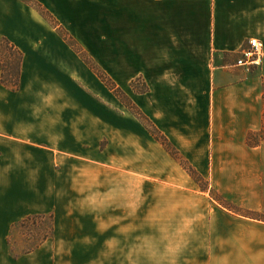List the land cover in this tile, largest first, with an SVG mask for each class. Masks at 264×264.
Masks as SVG:
<instances>
[{"label":"crops","instance_id":"0c3cea01","mask_svg":"<svg viewBox=\"0 0 264 264\" xmlns=\"http://www.w3.org/2000/svg\"><path fill=\"white\" fill-rule=\"evenodd\" d=\"M36 1L89 54L103 57V71L211 189L237 205L248 201L264 210V137L250 142L252 135L264 132V48L259 65L237 64L250 39L264 46V0ZM4 39L23 52L24 60L16 92L2 85L0 66V264H206V222L186 223L185 218L200 213L173 207L174 185L165 193L153 191L159 178L169 185L164 181L169 176L138 173L144 167L176 164L146 128L119 126V166L134 173L119 176V205L123 199L141 200L143 194L152 201L157 199L154 194H164L163 205L152 202L129 213L121 207L117 240L104 224L86 229L82 223L64 227L57 222L59 213L53 207L68 209L71 202L62 198L59 203L60 196L47 193V177L41 174L46 163L34 159L37 149L32 143L49 141L72 149L78 109H58L57 122L38 125L32 123L31 105L47 101L42 98L47 90L52 96L55 89L79 84L75 71L80 61L88 66L58 30L22 0H0ZM139 77L149 86L147 93L132 91L131 83ZM50 102L83 104L89 115L86 126L93 125L86 99L61 92ZM103 126L109 127L110 121L104 118ZM32 168L38 175H32ZM184 178L198 187L190 176ZM147 183L152 186L146 192H137ZM48 215L55 220L54 236L30 253L14 255L8 244L14 226ZM175 217H180L177 224ZM185 231L195 233L193 243L175 245L173 233ZM231 242L230 247L248 249L237 257L238 264H264V239Z\"/></svg>","mask_w":264,"mask_h":264},{"label":"rangeland","instance_id":"374dc122","mask_svg":"<svg viewBox=\"0 0 264 264\" xmlns=\"http://www.w3.org/2000/svg\"><path fill=\"white\" fill-rule=\"evenodd\" d=\"M68 46L64 43V47ZM84 50L86 51V49ZM0 53H5V47L0 48ZM89 55L102 68L103 57L101 55ZM64 70L66 69L64 68ZM75 79H77L79 84L62 88V90L59 88L55 89L52 96L56 97L62 92L64 95H77L80 100L86 99L89 101L94 115L93 125L86 126L85 120L89 115L86 114L87 110L83 104H77L76 108L75 105L68 103H52L50 102L52 98L51 93L47 90L48 93L42 97L48 99L47 101L31 105L32 123L40 125L57 122L58 109H70V106H72L73 109H78L79 128L78 131L72 134V149L55 145L49 141L35 140L32 145L36 146L37 151L32 153V156L36 161H44L46 163V167L41 169V174L44 171L47 177V193L60 196V199H58L59 203L62 198L63 202H71L68 208L71 209L70 211H67V208L60 205L59 207H53L59 213L57 222L64 227L68 225L72 226L75 223H82L86 229L93 224H104L106 229L111 230V239L117 240L119 235V219L122 217L119 216V209L121 207H126L127 213H129L130 208L144 207L151 205L152 202L154 206L158 207L162 206L166 201L165 196L164 194H154L157 199L152 201L150 199L151 196L147 198L143 194V196L140 195L141 200L138 201L123 199L124 204L120 207L119 176L126 174V176H129L134 173H130L131 169L129 168L125 169L124 166L122 168L119 166L120 139L118 129L120 125H123L132 130L136 126L142 127L145 130V126L91 68L86 67L81 61L75 71ZM115 81L113 80L120 87L118 82L116 81V83ZM134 81H137L136 87L139 90H142L144 84H147L142 77ZM122 89L125 92V89ZM132 91L141 94L133 88ZM128 97L132 100L129 95ZM48 113L53 115L50 121L47 120ZM104 118L110 121V126H105L106 129L103 126ZM262 136L264 137V132L258 134V137L254 136L253 142L259 140ZM60 137L66 140L65 135ZM147 155V153H144V156ZM36 170L32 168V175H35ZM153 171H155L153 173L155 176L170 177L164 180L169 181V185L161 183L163 180L159 178L160 183L153 184L154 192L165 193L168 187L174 185L173 207L189 208L191 211H198L197 213H200L199 215L185 217L186 223L197 222L199 220L206 222V264H238L237 257L244 255L242 251L245 252L248 249L230 247V244H233L231 241L264 239V210L262 208H254L248 205V201H244L242 205H237L230 200L222 198L216 191L211 189L210 183L206 179L208 189L206 191L203 190L201 184L178 161H176L174 166H168L165 163L164 167L159 166L152 170L149 167H144L138 173L146 175ZM36 175H38L37 171ZM184 176H190L198 187L191 185ZM151 186L149 183L144 184L142 189H137V192H146ZM52 214L54 215V213ZM123 214H125V210ZM40 217L32 216L25 223L22 221L14 226L8 241L10 251L14 255L17 256L27 253V251L34 248L36 249L46 234L54 236L52 227L55 229V220L52 223L53 226H51V215L44 216V218ZM179 218L175 217L176 224ZM103 219L106 221H101ZM194 234L191 231L174 232L173 242L175 245L179 243L188 244L190 240L193 243ZM115 250L117 251L118 249ZM249 250L255 249L251 248Z\"/></svg>","mask_w":264,"mask_h":264},{"label":"trees","instance_id":"16d2710c","mask_svg":"<svg viewBox=\"0 0 264 264\" xmlns=\"http://www.w3.org/2000/svg\"><path fill=\"white\" fill-rule=\"evenodd\" d=\"M26 4L36 9L48 22L58 30L65 42L80 56V58L91 68V70L112 90L116 96L127 106L132 113L142 122L145 128L152 134V136L166 149V151L178 161L184 169L202 186L203 190L208 189V182L202 175L184 158L180 151L169 141V139L156 127L150 118L128 97L124 90L118 87L113 80L102 70V68L94 61V59L84 50L79 42L61 25L56 18L38 1L36 0H22ZM5 47V53H0V66L2 68L1 83L6 88L12 91H18L21 88V74L22 64L24 60L23 52L18 49L11 41L4 39L0 40V48ZM137 81L131 83V87L140 93H147L149 86L144 84V88L139 90L136 87ZM254 136L250 137V142H253ZM256 142V141H255ZM40 218H44L41 216ZM27 218L23 221L30 220ZM54 218L51 216V226H53ZM54 227H52V231ZM52 235L46 234L43 236L41 243L46 241ZM38 245V246H39ZM37 246V247H38ZM36 247V248H37ZM34 249L27 251L32 252Z\"/></svg>","mask_w":264,"mask_h":264},{"label":"built area","instance_id":"2783aa9c","mask_svg":"<svg viewBox=\"0 0 264 264\" xmlns=\"http://www.w3.org/2000/svg\"><path fill=\"white\" fill-rule=\"evenodd\" d=\"M249 49L245 50L241 59L238 61V66L259 65L263 56V43L257 39L248 41Z\"/></svg>","mask_w":264,"mask_h":264}]
</instances>
